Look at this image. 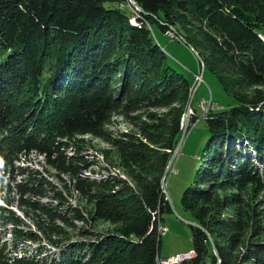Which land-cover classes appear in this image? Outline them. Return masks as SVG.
Returning a JSON list of instances; mask_svg holds the SVG:
<instances>
[{
  "label": "trees",
  "instance_id": "16d2710c",
  "mask_svg": "<svg viewBox=\"0 0 264 264\" xmlns=\"http://www.w3.org/2000/svg\"><path fill=\"white\" fill-rule=\"evenodd\" d=\"M137 1L147 14L129 0H0V190L15 193L0 205L2 226L12 225L11 242L0 232V264H160L172 212L161 178L193 83L171 64L154 25L184 35L229 101L212 97L204 113L210 139L182 206L212 234L220 264H264V0ZM115 116L137 132L115 134ZM85 134L114 147L134 183L87 173ZM31 152L65 186L31 167ZM71 189L93 209L69 202ZM99 219L116 229L97 232ZM189 226L185 252L195 254L175 264H217L207 234ZM26 241L37 244L32 253Z\"/></svg>",
  "mask_w": 264,
  "mask_h": 264
},
{
  "label": "rangeland",
  "instance_id": "374dc122",
  "mask_svg": "<svg viewBox=\"0 0 264 264\" xmlns=\"http://www.w3.org/2000/svg\"><path fill=\"white\" fill-rule=\"evenodd\" d=\"M138 16L139 15L136 14V17ZM132 20L133 22H137L135 18H133ZM178 27L181 30L187 29L186 27H183L181 25H179ZM170 29H172V31L174 30L173 32L175 37L168 35L167 32L165 34L157 25H154V31L157 40L169 55L170 62L175 68H177L179 71L183 72L187 77H189L193 84L197 81H200V71L203 68V58L200 61L195 55L192 48L187 43L182 41V39L186 40V38L184 37V35L181 34L180 31H176L173 26H170ZM262 35L264 36V30L262 31ZM202 78L203 83L201 82L200 86L198 87L199 89H197V99L194 102V107L198 110L199 117L195 123L192 122L194 114L193 110L191 114L192 126L189 127V132L185 138L180 153L176 157L166 178V188L171 196L174 209H172L171 213H165V223L168 226L169 231L162 237L160 250V255L162 258L159 260L160 264H175L177 263V261L179 262V256L183 257V260H189L191 259V257L193 258L195 254L194 251H190L188 253L185 252L190 250L193 246L192 229L189 224L185 223L179 217V215L186 219H189L191 217L190 213L185 210L182 206V198L185 190L191 185H193L199 178V171L203 164V158L205 153L204 151L207 146L208 140L210 139L209 129L207 127L206 119L204 116L205 109L203 107L202 101H204L205 103L209 102V100H212L211 98L213 97L217 101H222L223 103L229 102L227 97H225L224 89L222 88L221 84L215 79L212 73L207 71ZM209 88L212 90V93ZM245 92L248 93V96L250 92H253V89H249ZM202 96L204 97L202 98ZM187 106L185 107V111L187 110ZM164 110L165 109H160L158 110V112H163ZM110 130H112L115 134H121L122 132L131 130L137 132L136 127L121 116H115L113 118L112 123L110 124ZM84 137L85 141L88 142L86 149L83 151V154L86 158L90 160L91 164L89 169L87 170V173H90L92 176L98 178H101L102 175H107L109 173H118L120 174V176L127 179L129 182L134 183L132 181V178L127 174V172L122 167H120L118 161H115L117 153L114 147H112L104 140L95 137L92 134H85ZM106 153L108 154L104 157V154L106 155ZM30 154L31 155L27 158V161L31 165V167L36 166L41 169L45 167L46 170H49L47 174L49 175V178L54 184L58 186H65L64 181H60V179L53 174L55 170L47 166L42 155L37 152H31ZM111 158H113V161H110ZM64 178H66L67 184H71V181L67 179V176H64ZM227 192L228 190H220L218 192V195L222 196L225 195ZM216 196L217 195H215L214 198H216ZM66 197L69 202L73 204L78 203L81 207L85 209L86 212L93 209L94 207L93 204H91V206H86L85 202L80 199L81 196L76 190L71 189V191H67ZM14 198L15 193H10V191H6L4 189L0 190V205H6V199L14 200ZM259 198L264 199L263 192L258 196V199ZM10 208H12L21 217L24 218V214L21 211L22 208L19 207L15 202L13 205L10 206ZM225 214H227V212H225L224 215ZM59 224H62V222L59 221ZM77 224L79 225V227L83 225L85 227V224L83 223L78 222ZM35 225L36 224L34 221L28 220L27 225H25L24 228L28 229L29 227H31L34 230ZM11 227L12 225H8L6 227L2 226L0 219V232L6 231V236L10 242L12 239V234L10 233ZM94 228L97 232L103 233H109L112 230L116 229V227H114L110 222L104 219H99L95 221ZM68 230L74 231V229L72 228H68ZM20 244L26 249H28L29 253H32V250L35 249V247L37 246V244L30 243V241H26L23 243L21 242ZM49 254H59V250H51Z\"/></svg>",
  "mask_w": 264,
  "mask_h": 264
},
{
  "label": "water",
  "instance_id": "95a60500",
  "mask_svg": "<svg viewBox=\"0 0 264 264\" xmlns=\"http://www.w3.org/2000/svg\"><path fill=\"white\" fill-rule=\"evenodd\" d=\"M129 2L132 4V6L134 8H136L140 13H143V14H147V12H145L144 8L140 5V3L137 1V0H129ZM182 41H184L185 43H187L191 48L192 50L194 51L195 55L197 56V58L201 61L202 60V57L199 55L198 51L196 50V48L189 44L185 39H182ZM202 65H203V68L201 69L200 73H201V79L200 81H197L193 84L192 86V90H191V96H190V100L188 102V106H187V110L182 118V134H181V137H180V140L176 146V148L174 149L169 161H168V164L165 168V171L162 175V178H161V186H162V190L163 192L165 193L172 209H174L173 207V202H172V199H171V196L166 188V178L168 176V173L176 159V157L178 156V154L180 153V150L184 144V141H185V138L188 134V130H189V127H190V124H191V114L193 112V109H192V102H193V99L195 97V94H196V91L198 89V87L200 86L202 80H203V75H204V69H205V63L204 61H202ZM179 217L187 224L193 226V227H197L201 230H203L208 238H209V241L211 242V245L213 247V251L215 253V255L217 256L218 258V263L217 264H220L221 262V259H220V254L218 252V248H217V245L215 243V240L212 236V234L200 223L196 222V221H193V220H190V219H186V218H183L179 215Z\"/></svg>",
  "mask_w": 264,
  "mask_h": 264
},
{
  "label": "built area",
  "instance_id": "2783aa9c",
  "mask_svg": "<svg viewBox=\"0 0 264 264\" xmlns=\"http://www.w3.org/2000/svg\"><path fill=\"white\" fill-rule=\"evenodd\" d=\"M132 5V4H131ZM168 33V35H170V36H174V33L172 32V30L171 31H168L167 32ZM175 37V36H174ZM203 81V80H202ZM203 102V107H204V111L205 112H207V111H209L211 108H212V100H209V102H204V101H202ZM160 231L162 232V233H165L166 231H167V228L165 227V226H160ZM177 258V257H176ZM183 257H180L179 256V262L180 261H182L183 259H182ZM177 263H178V261H177Z\"/></svg>",
  "mask_w": 264,
  "mask_h": 264
},
{
  "label": "bare ground",
  "instance_id": "6f19581e",
  "mask_svg": "<svg viewBox=\"0 0 264 264\" xmlns=\"http://www.w3.org/2000/svg\"><path fill=\"white\" fill-rule=\"evenodd\" d=\"M173 32V31H172ZM174 33V32H173ZM213 100V99H212ZM211 110V109H210ZM161 236H163V235H161ZM190 252V251H189ZM186 253H188V252H186ZM192 258V257H191Z\"/></svg>",
  "mask_w": 264,
  "mask_h": 264
},
{
  "label": "crops",
  "instance_id": "0c3cea01",
  "mask_svg": "<svg viewBox=\"0 0 264 264\" xmlns=\"http://www.w3.org/2000/svg\"><path fill=\"white\" fill-rule=\"evenodd\" d=\"M203 97V96H202Z\"/></svg>",
  "mask_w": 264,
  "mask_h": 264
}]
</instances>
